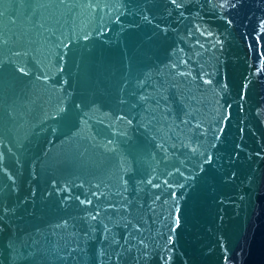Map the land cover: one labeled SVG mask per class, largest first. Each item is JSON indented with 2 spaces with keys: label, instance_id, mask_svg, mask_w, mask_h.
Returning a JSON list of instances; mask_svg holds the SVG:
<instances>
[{
  "label": "water",
  "instance_id": "water-1",
  "mask_svg": "<svg viewBox=\"0 0 264 264\" xmlns=\"http://www.w3.org/2000/svg\"><path fill=\"white\" fill-rule=\"evenodd\" d=\"M0 264H264V0H0Z\"/></svg>",
  "mask_w": 264,
  "mask_h": 264
}]
</instances>
